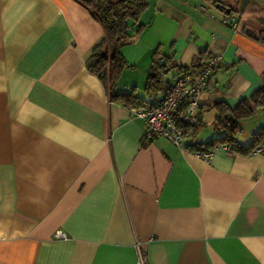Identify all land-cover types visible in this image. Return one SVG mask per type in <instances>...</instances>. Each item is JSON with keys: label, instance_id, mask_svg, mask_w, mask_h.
<instances>
[{"label": "crops", "instance_id": "0c3cea01", "mask_svg": "<svg viewBox=\"0 0 264 264\" xmlns=\"http://www.w3.org/2000/svg\"><path fill=\"white\" fill-rule=\"evenodd\" d=\"M148 1L120 49L117 93L165 95L144 91L155 51L181 68L219 57L181 148L144 140L143 120L87 69L103 29L84 6L0 0V264H136V245L146 264H264V154L219 148L204 161L186 148L220 134L216 102L264 86V44L243 29L262 26L249 14L223 22L264 0ZM241 122L246 144L264 110Z\"/></svg>", "mask_w": 264, "mask_h": 264}, {"label": "trees", "instance_id": "16d2710c", "mask_svg": "<svg viewBox=\"0 0 264 264\" xmlns=\"http://www.w3.org/2000/svg\"><path fill=\"white\" fill-rule=\"evenodd\" d=\"M76 1L84 6L102 26L103 35L92 45L85 59V64L87 69L102 81L110 100L118 101L128 108L156 105L163 97L159 101L145 102L144 99L135 94L134 89L127 93H117L115 91L116 82L127 65L123 55L120 53V49L128 43L133 33H139L144 28L145 24L141 21L140 16L148 7L149 1ZM239 12H241V17L244 14H249L254 17L256 22L260 23L262 27L257 30L251 29L248 26H244L243 29L252 37L255 34L253 38L264 44V8L248 1L244 9ZM153 55L154 58L148 69L144 83V91L148 94L156 95L166 90V94L170 86H166L170 72L174 71L175 68L179 70L186 68L179 67L170 57L164 58L157 51ZM161 58H164V62L158 63ZM172 78L170 81H172ZM215 106L217 108V115L214 120V127L220 134L205 141H200L198 138L192 136L186 148L198 152L214 151L219 146H226L228 147L227 152L230 154L249 155L253 153L258 145L264 143V128L253 133L251 140L246 144L238 139L239 135L244 131L240 121L251 117L257 109L264 110V86L255 90L249 97L241 98L233 107L222 101L216 102ZM174 117L176 124L184 132H187V126H195L181 122L177 114Z\"/></svg>", "mask_w": 264, "mask_h": 264}, {"label": "built area", "instance_id": "2783aa9c", "mask_svg": "<svg viewBox=\"0 0 264 264\" xmlns=\"http://www.w3.org/2000/svg\"><path fill=\"white\" fill-rule=\"evenodd\" d=\"M241 12L228 15L223 22L236 29L240 24ZM164 62L161 58L158 63ZM219 64V57L211 55L204 65L198 68L174 69V75L168 91L163 98L154 106L131 107V113L144 122V139L151 141L157 137H164L171 141L176 147H183L187 137L177 124L174 115L189 125H196L200 122L197 110L200 107L199 95L206 89L208 80ZM228 150L226 146H219L216 149ZM213 151H198L196 154L204 161H209ZM253 153L264 154V143L258 145ZM56 238H66V234L57 230L54 233ZM136 264H146L147 255L145 250L136 245Z\"/></svg>", "mask_w": 264, "mask_h": 264}, {"label": "rangeland", "instance_id": "374dc122", "mask_svg": "<svg viewBox=\"0 0 264 264\" xmlns=\"http://www.w3.org/2000/svg\"><path fill=\"white\" fill-rule=\"evenodd\" d=\"M240 20H244V18H242V17H240ZM242 121V120H241ZM240 121V123L242 124V122ZM244 125V124H243ZM242 125V126H243ZM249 125H250V123L248 122V124H246V128H245V131H244V133L240 136V137H242V140L243 141H246L249 137H250V127H249Z\"/></svg>", "mask_w": 264, "mask_h": 264}, {"label": "water", "instance_id": "95a60500", "mask_svg": "<svg viewBox=\"0 0 264 264\" xmlns=\"http://www.w3.org/2000/svg\"><path fill=\"white\" fill-rule=\"evenodd\" d=\"M216 6H217V7H220L221 4L218 3ZM226 12H227V13H230V9H229V8H226ZM253 37H255V34H253ZM230 119L233 120L232 117H230Z\"/></svg>", "mask_w": 264, "mask_h": 264}]
</instances>
